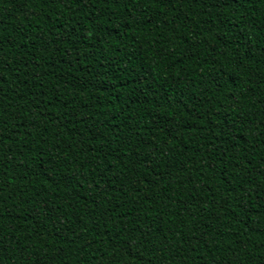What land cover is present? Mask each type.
Wrapping results in <instances>:
<instances>
[{
  "label": "trees",
  "instance_id": "16d2710c",
  "mask_svg": "<svg viewBox=\"0 0 264 264\" xmlns=\"http://www.w3.org/2000/svg\"><path fill=\"white\" fill-rule=\"evenodd\" d=\"M0 264H264V0H0Z\"/></svg>",
  "mask_w": 264,
  "mask_h": 264
}]
</instances>
